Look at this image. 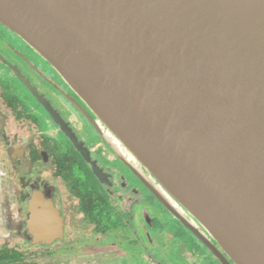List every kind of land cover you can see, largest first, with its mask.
<instances>
[{"label": "water", "instance_id": "water-1", "mask_svg": "<svg viewBox=\"0 0 264 264\" xmlns=\"http://www.w3.org/2000/svg\"><path fill=\"white\" fill-rule=\"evenodd\" d=\"M0 22L220 264L199 227L264 264V0H0Z\"/></svg>", "mask_w": 264, "mask_h": 264}, {"label": "flooded vegetation", "instance_id": "flooded-vegetation-1", "mask_svg": "<svg viewBox=\"0 0 264 264\" xmlns=\"http://www.w3.org/2000/svg\"><path fill=\"white\" fill-rule=\"evenodd\" d=\"M75 104L0 22V264H220Z\"/></svg>", "mask_w": 264, "mask_h": 264}, {"label": "rangeland", "instance_id": "rangeland-1", "mask_svg": "<svg viewBox=\"0 0 264 264\" xmlns=\"http://www.w3.org/2000/svg\"><path fill=\"white\" fill-rule=\"evenodd\" d=\"M132 262V261H131ZM133 263V262H132Z\"/></svg>", "mask_w": 264, "mask_h": 264}]
</instances>
